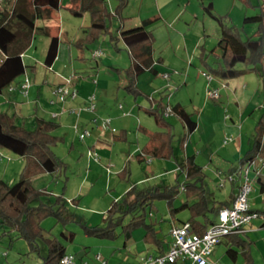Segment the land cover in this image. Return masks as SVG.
<instances>
[{"label": "rangeland", "instance_id": "rangeland-1", "mask_svg": "<svg viewBox=\"0 0 264 264\" xmlns=\"http://www.w3.org/2000/svg\"><path fill=\"white\" fill-rule=\"evenodd\" d=\"M2 1L0 0V8ZM130 1V9H134V13H137L140 8V13L142 12L144 17L154 15L156 9L163 7H166V11L170 14L166 22H157L153 27V29L155 28L154 41L156 42V33L158 46L164 45L165 48L167 62L164 66H168L169 62H174L172 64L175 65L171 66L175 71H169V73L171 72L169 80L156 77L154 72L147 70L139 77V88L143 92L141 96L135 99L122 88L116 94L118 86L126 79L124 69L130 63L128 50L125 49L122 42L118 44L120 50L115 49L108 34L101 36L81 50L79 46H76V42L81 40L84 34L86 35L87 26L90 24V15L88 13L83 16L73 15L67 8L70 0H61V7L54 16L55 21H37L38 29L34 34L32 45L23 55L26 66L25 73L13 83L16 85L23 82L27 75L32 86L34 76H36V83L41 89L39 108L41 109L42 105L51 108L53 106L56 111L62 112L59 118L54 119L57 122L54 134L63 136L65 142L57 144L54 150L67 166L62 177L57 179L47 173L33 178V185L36 188H45L48 191V194L42 197V202L51 204L55 201L56 195L62 194L69 205L70 212L89 225L101 224L111 201L122 196L126 192L125 189L132 184L143 187L154 184L184 183L188 166L183 165L187 157L194 158L197 164L203 167L207 193L211 195L210 198L217 201L227 200L231 191V183L220 187V177H224L239 167L240 159L249 148H252L257 125L264 117V80L256 72H247L228 79L210 73L207 63L213 65L217 58L209 53L210 56L205 63L201 52L208 53L217 47L221 37V28L215 19L205 13L200 0ZM253 1L256 5L263 2V0ZM213 2L214 13L226 17L228 22L235 25L242 39H247L256 33L259 24L256 22L244 24V16L255 14L260 7H248L241 0H213ZM107 3L112 7L116 4V0H107ZM132 10L130 13L133 12ZM45 25L49 26L51 32L59 34L62 41V55H75L74 60H77V66H79L77 73H73L71 65H65L62 61L54 69H49L45 65L44 56L49 40L43 32ZM64 31L67 34H63ZM67 36L70 37V40L77 36L78 40L72 44L71 41L65 42ZM104 37H106V41H102ZM171 37L177 39L174 48L180 50L182 54L179 59L170 57L173 49L170 45H165ZM185 47L186 49H184ZM78 51L84 52L87 58L85 62L77 57ZM96 51H101V54L96 56ZM216 53L220 54L219 49ZM155 55H160L159 50L155 52ZM35 56L39 58V61H36ZM249 67L252 66L237 65V68L240 69ZM155 68L164 70L162 64H156ZM94 69H97L96 75L88 76L87 74L93 72ZM202 72L206 74H202ZM207 74L214 77L210 84L206 77ZM63 76H72L71 86L78 90L79 96L75 100L68 99L60 103L55 102L56 104L51 103L52 92L61 82ZM95 79L97 80L96 86L103 85L107 89L104 90L102 97H98L95 112H90L92 116L98 117L97 113L101 107L108 112L112 109L113 104H118L117 108H120L121 104L125 108L123 110L133 112L131 119L134 131H137V126L140 123L150 130H162L153 117L146 110L139 108V105L147 108L153 107L156 100L164 97L166 103H183L187 110L193 114V119L197 122L198 127L182 146L185 133L184 125L178 118L169 117L168 120L175 124L173 127L177 138L175 158H155L152 159V165L147 166L135 159L134 162L129 163L131 171L129 180H121L117 176L121 162L118 160L107 163L103 156L101 163L89 160L87 148L91 138L80 140L78 130L75 128V126H79L80 130L86 129L87 121L84 118H78L72 110L76 108L73 106L88 91L90 84ZM167 84H170L168 89H166ZM214 88L219 89L220 97L216 100L208 95L209 91ZM21 94L23 95L22 92ZM33 94L31 89L30 95L28 93L23 96L32 100ZM7 96L8 93L2 98L8 99ZM32 106V104L26 105L22 116H27V108L30 110ZM34 107L36 108L35 105ZM64 108H66L65 111ZM58 112L55 113L58 114ZM226 115L230 119H225ZM26 126L31 127V124L27 123ZM143 137L145 138V136ZM229 137L234 140L225 144V139ZM131 140L136 141L132 136ZM124 145L127 148L128 144ZM243 147L245 150L241 156ZM1 155L4 158L1 159ZM261 156H264V151L261 152ZM103 164L110 166V171L107 170L108 166L103 167ZM23 165L22 157L10 150L0 149V180L9 185L14 184L18 180ZM182 166L183 168H181ZM257 193L259 192L255 186L251 197ZM251 197L250 205L255 209L264 210V194L261 195L262 198L258 197L255 203H252ZM75 198H78L76 203H72ZM183 199L181 193L175 206L180 205ZM37 203L35 202V204ZM153 210L154 215H151L152 217L147 221L158 223L159 238L165 242L170 238L169 231L172 222L185 221L189 218V211L186 210L173 216L168 209L166 200H156ZM56 223L58 222L55 217H49L43 221L42 225L46 229V236H57L67 247V252L76 256L74 264H81L79 260L88 264H101L96 260L97 255H101L106 264H140L142 254L152 250L143 241L145 232L141 227L132 232V239L127 245H124L125 234L110 240L86 235L77 223H72L67 227L59 223L56 225ZM258 224L259 220H255L248 226L247 237L253 241L254 263L264 264V230L260 229ZM70 231L77 234L73 242L66 240L61 235V232L68 233ZM119 231L120 228L117 232ZM225 242L226 240L217 245L212 255V259L218 264H232L231 259L225 254L227 248ZM40 245V251L33 252L28 242L23 238H18L15 232L0 236V264H41L43 258L48 254V248L42 241H40ZM177 264L184 263L178 262Z\"/></svg>", "mask_w": 264, "mask_h": 264}, {"label": "trees", "instance_id": "trees-1", "mask_svg": "<svg viewBox=\"0 0 264 264\" xmlns=\"http://www.w3.org/2000/svg\"><path fill=\"white\" fill-rule=\"evenodd\" d=\"M200 1L205 13L215 19L221 28L217 47L208 53L201 52L205 63L210 54L217 58L215 64L207 63L210 73L228 79L247 72H256L264 80V0L258 5L254 4L253 0H241L248 7H260L255 14L244 16V24L252 22L259 24L256 33L247 39L241 38L238 28L228 22L226 17L214 13L213 0ZM1 3L0 94L25 73L23 54L32 45L34 34L38 29L37 21H55V12L59 11L61 0H3ZM128 4L129 0H116V4L110 7L107 0H70L67 8L75 16H83L86 13L90 15V24L87 26L85 37L76 42V46L81 50L107 34L115 49L120 50L119 42L124 44L129 53L130 63L124 69L126 84L123 88L136 99L143 94L138 87V78L147 70L155 72V63L162 61L161 58L156 59L153 55V26L159 18L151 17L145 19L140 26L124 28L123 13ZM43 32L49 37L44 63L50 68L58 55L60 37L58 33L51 32L48 25H45ZM218 49L220 54L216 53ZM238 64L252 67L240 69L237 68ZM168 105L162 97L156 100L155 106L145 109L162 130L151 131L141 128L147 134L148 141L136 156L138 162L142 163L145 156L151 159L175 158L177 138L173 132V124L168 120L169 117L165 116ZM170 106L172 116L178 118L185 128L181 144L183 146L187 138L195 132L198 124L193 119V114L182 104H170ZM56 126L55 121H45L36 117L35 124L27 127L17 123L16 114L0 112V149L10 150L24 160L23 168L14 184L9 185L0 180V236L15 232L18 238L28 242L33 252L40 251V241H42L47 245L48 254L41 264H61L62 258L68 254L67 247L57 236H46V229L42 223L49 217H55L64 227L77 223L88 236L113 240L125 234L124 245L132 239V232L141 227L145 232L143 241L149 246H155L157 255H163L167 245L159 238L158 223L147 221L154 215L156 200H166L173 216L183 210L189 211L187 221L199 234L204 233L215 222L220 209L229 206L227 202L210 198L202 167L192 163L191 158L187 157L183 165L188 166L184 183L143 187L132 184L119 199L111 201L101 224L89 225L70 212L64 195H56L55 201L48 204L42 202V197L48 194V191L33 185V178L40 174L48 173L57 179L65 172L67 165L54 150L57 144L64 141L62 136L54 134ZM262 151H264V117L257 125L252 148L240 159V165L257 157V154L261 155ZM118 176L121 180H129L131 176L129 161L125 163ZM182 185L185 186V191H182ZM181 193L184 199L180 205L175 206ZM72 203H76V200ZM255 212L262 221L261 227L264 228V210H255ZM119 228L120 231L117 232ZM61 235L73 242L77 234L70 231L61 232ZM225 243L227 246L225 254L231 259L232 264H255L252 254L253 241L247 237L245 231L228 235Z\"/></svg>", "mask_w": 264, "mask_h": 264}, {"label": "crops", "instance_id": "crops-1", "mask_svg": "<svg viewBox=\"0 0 264 264\" xmlns=\"http://www.w3.org/2000/svg\"><path fill=\"white\" fill-rule=\"evenodd\" d=\"M130 2L131 1L129 0V4H128L126 10L123 13V15L125 17V21L122 23V26L124 28H132V27L140 26L145 19H148V18H151V17H155V16L159 18L158 23L159 22H166L169 19L168 17H170V14H168V12L166 11V7L156 9L155 14L152 15V16L144 17L142 15V12L140 13V8H139L137 13H134V9L133 10L130 9V6H129ZM131 10L133 12L130 13ZM84 32H85V30H84ZM154 32H155V28H154L153 34H154ZM63 34H67V32L64 31ZM155 36H156V42L154 41V53H153V55H154V57L156 59L157 58H161L162 61L160 63L156 62L155 65H154V68H155L156 64H160V65L162 64V66L164 67V70H156V68H155V72L154 71H152V72H154V75L156 77H161V76L158 75V73L175 71L174 69L171 68V66H175V65L172 64L174 62H172V63L169 62L168 66H164V65H166V62H167L166 61L165 48H164V45H161L160 47L158 46V44H157L158 43V36H157L156 33H155ZM84 37H85V34H84V36L81 39H83ZM77 40H78L77 36L75 38H73V40H70V37L67 36L66 39H65V42L71 41V44H72V42L74 43ZM176 40L177 39L171 37V38H169L166 41L165 45H168V46L170 45V47H172V49H173L172 50L173 53H172V55H170V57H175V58L179 59V58H181L182 54L180 53V50H178L177 48H174V43L176 42ZM102 41H106V37H104L102 39ZM48 44H49V40H48L47 45H46V50H47ZM61 46H62V41L60 40L58 55H57L56 61L52 65L51 69H54L58 65V63H60V61H62V63L65 64V65H71V67L73 69L72 71H74L73 73H77V69L79 68V66H77V60H74L75 55H71L70 54L69 56H63L62 55ZM123 46H124V44H123ZM184 49H186V47ZM157 50H159V54H160L159 56L155 55V52ZM45 54H46V52H45ZM77 57L80 60L84 61V62L87 59L85 57V54H84L83 51H81V52L78 51ZM44 58H45V56H44ZM23 60H24V56H23ZM36 61H39L38 57H36ZM98 64H99V61H98ZM171 72H170V74H171ZM96 73H97V69H94L93 72H89L87 75L88 76L89 75L90 76L91 75L94 76V75H96ZM36 81H37L36 76H34L33 83H32V86L30 88V91L32 89L33 92H34L32 100H28V98H25L21 94V83L22 82L21 83L19 82L16 85L12 84L10 87L5 89L0 94V112H7V113H10V114H16L18 116V120H17L18 124L26 125L27 123H30L31 127L35 124V118L36 117H38L40 119H43L45 121H54V119L59 118L62 115V112L56 111V109H54L53 106L51 108V107H47L45 105H42L41 109L39 108L38 105H39V101L41 99V89L38 87ZM62 82H63V79H61V82H59L56 86H58ZM95 84H97V83L93 82L92 84H90V86L88 88V91L85 94H83L81 96V98L79 99V101L77 102V104L75 106H73V107H76V108H73V110L82 109L80 115L78 116L75 113H73V114H75L78 118L79 117L80 118H84L87 121L86 129H90L92 131L91 137H88V138H91V140H90V144L88 145V148H87V153H88V150L96 151V152H98L100 154L101 158L103 156V159L107 163L108 162L111 163L113 161H118L119 160L121 162L120 166H119V168L117 170V172L119 173L123 169V167H124V165H125V163L127 161H129V163L131 164L132 162L135 161V159H137L136 156L140 153L142 147L148 141L147 134H145L141 130V128H145L147 130H150V129L145 127V126H143L140 123L137 126V131H134L132 129L133 121L131 119L133 112L131 110H123V109H125L124 106L122 108H119V107L117 108L118 104H113L112 105L113 107H111L112 109H110L108 112L103 110L104 108L101 107V109L97 113V116H98L99 119L104 118V117H110L111 118V124H110L108 129H102L100 126H98L99 123L98 124H94L92 122V119L96 118V117L92 116L91 115L92 113H90L89 111L85 110V107L87 105L86 99H87L88 95H90L92 93H95L97 95V99H98V97H102L104 90L107 89V87H103V85L96 86ZM125 84H126V79H125V81L122 84H120L118 86V89H117V91H115V93L118 94L119 89H121V88L124 89L123 86ZM168 85H170V84H167L166 89L169 88ZM138 87H139V78H138ZM10 88H12V90ZM30 91H29V95H30ZM7 93H8V96H7L8 99L2 98V96H5V94H7ZM129 95H131V94H129ZM78 96H79V92H78ZM78 96L76 98H74L73 100L77 99ZM53 97H54V99H53ZM55 97L56 96H55L54 90H53L52 96H51V103H55V102L56 103H60L59 101H56ZM62 102H64V101H62ZM177 103H180V102H177ZM28 104L29 105L32 104L33 106L35 105L36 108L35 107L33 108V106H32L33 110H31L32 108H30V110L27 108V110H28L27 116L28 117L27 116L24 117V116H22V114H23V111H25L26 105H28ZM167 104L174 105L171 102H167ZM180 104H182L186 108V106L183 103H180ZM139 108L145 110L147 107H142L141 105H139ZM63 110L65 111L66 108H64ZM63 110H61V111H63ZM186 110H187V108H186ZM55 112H58V114L55 113ZM129 113H130V115H129ZM54 115H57V117H54ZM169 117H172V116H169ZM171 123L173 124V127H174L175 124L173 122H171ZM56 128H57V126H56ZM78 130H80L79 126H78ZM80 131H82V130H80ZM151 131H156V130H151ZM59 136H61V135H59ZM131 136L136 141H132L131 140ZM143 136H145V138ZM63 142H65V138H64ZM124 144H128L127 148L124 147L125 146ZM250 149L251 148H249L248 150H250ZM244 150H245V148L243 147V150L241 151V156L243 155ZM88 158H89V160H93L89 156H88ZM101 158H100V161L97 162V163H101ZM93 161H95V160H93ZM191 162L197 164V162L195 161L194 158H191ZM142 163L145 164L146 166L147 165H152V161L148 162V159H146V158L144 159V161ZM107 166L108 165L103 164V167H107ZM239 166H240V162H239ZM152 168H155V167L152 166ZM202 169H203V167H202ZM232 172H234V171H232ZM118 173H117V176H118ZM87 174H88V171H87ZM50 176H52V175H50ZM146 177H148V176H146ZM139 181H141V180H139ZM255 186L257 187V192H259V193H257L255 196L251 197L252 203H255L257 201L258 197H261V195L264 194V181L257 182L255 184ZM129 187H127L125 189V191H127L129 189ZM236 193H237L236 185L231 184V191H230V194H229V198L227 200H225L224 202H227L229 204V206H231L232 202H233V200L235 198ZM120 197L121 196L117 197L116 199H119ZM77 199L78 198H75L74 200H77ZM250 206H251V209L254 210V211L255 210H260V209H255L254 206H252V205H250ZM216 219H217V216H216L215 220ZM255 220H259L258 226H259L260 229L264 230V228L261 227V223H262L261 219L257 218V219H254L253 221H255ZM253 221L249 225H251L253 223ZM249 225H247L245 230H244L246 233L248 232L247 228H248ZM170 240H171V237L166 242L167 249H168ZM225 240L226 239H224V241ZM147 247H149V249H152L151 251H154L155 253H157V249L155 248V246H149L148 245ZM79 261L82 264L83 260H79Z\"/></svg>", "mask_w": 264, "mask_h": 264}, {"label": "built area", "instance_id": "built-area-1", "mask_svg": "<svg viewBox=\"0 0 264 264\" xmlns=\"http://www.w3.org/2000/svg\"><path fill=\"white\" fill-rule=\"evenodd\" d=\"M96 56L101 54V51L95 52ZM49 68V67H48ZM51 68V67H50ZM49 68V69H50ZM202 74H206L203 73ZM159 76L165 80L171 78L169 72L158 73ZM209 84L213 81L212 75H206ZM97 83V80H94ZM72 76H63V82L55 87L54 94L56 101L62 102L67 99H74L78 96L77 89L72 88ZM170 87V85H168ZM31 82L26 75L25 80L21 84V92L24 96L29 93ZM12 90V88H10ZM212 99H219V89H211L208 93ZM97 95L92 93L88 95L86 101L87 105L85 110L95 112L96 110ZM120 108L122 106L120 105ZM172 107L170 104L167 106L165 116H172ZM82 109H75L72 112L80 115ZM57 117V115H54ZM225 119H230L228 115ZM92 122L98 124L102 129H108L111 124L110 117L99 119L93 118ZM78 130V126H75ZM80 140H86L91 137L92 131L90 129L78 130ZM234 139L232 137L226 138L224 143L228 144ZM88 155L96 162L100 161V154L96 151L89 150ZM4 158L1 155V159ZM148 162L152 159L146 157ZM110 171V166L107 167ZM264 181V157L258 155L255 158L249 159L246 163L240 165L234 172H231L224 177H220V187H224L227 183L236 185L237 193L231 206L224 207L219 210L217 219L212 223L207 230L199 234L195 232L189 221H173L169 234L171 240L168 249L163 255H157L154 251L142 254L140 257V264H177L183 262L184 264H218L212 259V255L217 245L222 243L224 239L236 232H242L246 226L249 225L254 219L258 218V214L251 209L250 197L257 182ZM182 191H185V186L182 185ZM96 260L101 264H106L101 255L96 256ZM76 256L74 254H66L61 261V264H74ZM82 264H88L83 261Z\"/></svg>", "mask_w": 264, "mask_h": 264}]
</instances>
